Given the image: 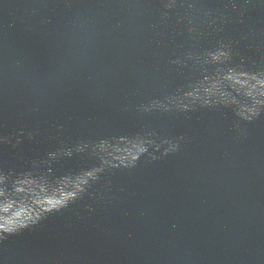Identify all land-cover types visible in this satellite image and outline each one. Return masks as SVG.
<instances>
[{"label": "water", "instance_id": "1", "mask_svg": "<svg viewBox=\"0 0 264 264\" xmlns=\"http://www.w3.org/2000/svg\"><path fill=\"white\" fill-rule=\"evenodd\" d=\"M241 72L264 73V0H0V174L53 209L0 264H264Z\"/></svg>", "mask_w": 264, "mask_h": 264}, {"label": "clouds", "instance_id": "2", "mask_svg": "<svg viewBox=\"0 0 264 264\" xmlns=\"http://www.w3.org/2000/svg\"><path fill=\"white\" fill-rule=\"evenodd\" d=\"M228 55L227 50H219L212 54V59L214 61L226 60ZM238 75L243 79L237 82L245 86V95L252 100L251 104H245L241 107L240 115L245 119H250L258 114L261 107H264V73L250 75L241 72ZM204 102L207 103L208 100L205 99ZM137 147L139 152L145 151L143 143L133 144L130 148L124 150L127 153L126 155H119L115 159L119 160L120 165L131 166L138 158V155L134 154ZM116 151L120 152L121 150L116 149ZM100 171L101 169H96L88 172L84 175L85 179L76 183V190L70 194L72 197L71 201L83 192V186L87 183L88 178H95ZM8 179L7 176L0 174V240H3L6 234H14L35 225L45 214L53 211L52 208L44 206L42 198L38 196L35 188L31 186V182L17 178L11 182L12 188L9 190L7 187ZM21 193H32L33 196H21ZM58 203L60 207L56 208L55 211L66 207L69 201H58Z\"/></svg>", "mask_w": 264, "mask_h": 264}]
</instances>
